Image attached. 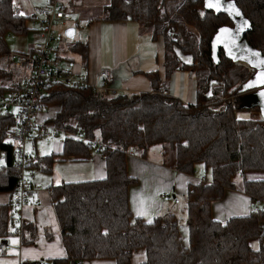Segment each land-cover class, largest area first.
<instances>
[{
  "label": "trees",
  "instance_id": "obj_1",
  "mask_svg": "<svg viewBox=\"0 0 264 264\" xmlns=\"http://www.w3.org/2000/svg\"><path fill=\"white\" fill-rule=\"evenodd\" d=\"M233 2L250 23L246 43L264 53V0ZM104 12L111 20L130 17L160 40V69L145 73L150 91L110 95L91 87L46 88L42 105H58L53 124L80 135L65 136L61 153L42 156L35 166L51 169L59 156L84 159L92 150L106 166L103 178L49 186L68 254L51 264L89 259L131 264L138 250L145 253L141 264H264V121L235 114L245 108L239 89L253 71L228 58L222 48L217 63L211 56L212 38L219 27L232 26L229 17L207 9L204 0H108ZM28 18L16 0H0V55L6 49L5 35L36 31ZM71 48L86 55L81 43ZM177 69L194 75V103L168 93L169 77ZM8 94L0 90V95ZM12 124V113L0 111V192L10 194L8 203H0V239L6 237L14 211L17 169L5 139ZM158 146L162 154L172 151L174 169L193 173L202 165L209 174V179L190 184L185 195L186 244L172 212L145 220L128 206V188L136 180L127 172L126 153L133 149L144 157ZM229 189L249 196V213L215 219L211 205ZM254 200L260 203L256 210ZM23 229L33 242V225L29 222Z\"/></svg>",
  "mask_w": 264,
  "mask_h": 264
},
{
  "label": "crops",
  "instance_id": "obj_2",
  "mask_svg": "<svg viewBox=\"0 0 264 264\" xmlns=\"http://www.w3.org/2000/svg\"><path fill=\"white\" fill-rule=\"evenodd\" d=\"M16 1L23 13L29 17L34 7L43 0ZM107 2L108 0H74L65 13V19L61 22H64L70 13H75L78 10V20L83 24L81 27L76 25L74 37L78 31L80 40L73 43L78 42L84 45L86 55L83 57L81 53L73 51L71 48L73 43H63L60 38L54 39L52 42L53 54L59 55L62 61L65 60L62 64L65 70L82 74L91 85L101 83L98 76L100 68L110 69L113 75L112 82L106 89H99L110 95L132 91H150L152 89L151 82L145 73L160 69L157 58L161 49L160 40L157 41V45L153 46L155 48L154 56L149 53L147 60H141L140 53L142 52L143 55L145 52L146 40L152 39L150 33L134 19H108L104 12V5ZM32 45H27V48L23 46L18 51L28 52ZM63 50L67 52L65 56L61 54ZM8 51L10 50L6 48L5 52L0 55V90L3 94H8L11 86L15 89L19 85L18 72L9 67L6 62ZM184 102L189 101L185 100ZM57 109L58 105L56 103L48 102L42 105L38 119L41 126L32 131V136L26 144L30 151L31 144L29 141L36 136L52 133L57 135V132L62 131L51 121ZM8 110L13 115L14 111L11 108ZM63 133L66 136L72 135L76 138L75 135L68 132ZM62 145L63 140L54 144L52 153H61ZM41 157L32 153L31 167L36 171L37 177L33 181V191L23 209V223L30 222L33 225L35 230L34 241H27L28 234L24 229L20 237L9 226L5 237L7 252L6 255L0 254V264H21L29 260L47 259L52 261L57 258H66L68 254L62 242L60 225L53 208L49 186L59 185L63 182L71 183L100 179L105 177L106 174L105 161L96 150H92L89 157L84 159L60 158L59 156L51 169L47 170L35 166L41 160ZM126 169L128 174L136 180L128 188L129 209L134 216H140L145 220H151L155 215L166 212L176 214L178 200H186L185 195L188 186L204 178L200 177L195 171L185 173L164 164L163 154L159 147L150 148L144 157L128 151L126 153ZM40 172L52 176L49 184L45 185L42 182V177L39 181L38 173ZM53 177L56 178V183ZM9 201L10 194L0 192V203H8ZM251 203V199L246 194L232 189L225 190L221 199L212 203L211 214L218 220H225L234 215H244L249 213ZM138 213L141 214L138 215ZM185 219L186 212L185 218H179L178 222L179 231L183 242L186 244L188 227ZM13 240L17 242L15 244L11 243ZM144 259V251L138 250L132 255L131 264H141ZM68 264L70 263L68 262ZM81 264H115V261L111 259H89L83 260Z\"/></svg>",
  "mask_w": 264,
  "mask_h": 264
},
{
  "label": "built area",
  "instance_id": "obj_3",
  "mask_svg": "<svg viewBox=\"0 0 264 264\" xmlns=\"http://www.w3.org/2000/svg\"><path fill=\"white\" fill-rule=\"evenodd\" d=\"M73 0H43L35 6L29 15L28 23L32 26L40 40L32 45V52L10 50L7 53V64L18 72V87L8 95H0V111L13 107V124L9 127L5 139L12 146V160L17 169V179L12 193L14 211L10 216V224L15 233H23V209L33 191L36 171L32 169V153L27 148V141L32 131L41 126L38 117L42 107V98L48 86L62 84L75 88L106 89L112 82L110 69L100 68L98 76L101 83L91 85L80 73L65 70L59 55H54L53 26L65 19V13ZM79 137L80 133L73 134ZM130 153H134L130 149ZM260 203L253 201V210ZM264 207V204H263ZM7 240L0 239V254L6 255ZM79 263V262H78ZM21 264H51L47 259L25 261Z\"/></svg>",
  "mask_w": 264,
  "mask_h": 264
},
{
  "label": "rangeland",
  "instance_id": "obj_4",
  "mask_svg": "<svg viewBox=\"0 0 264 264\" xmlns=\"http://www.w3.org/2000/svg\"><path fill=\"white\" fill-rule=\"evenodd\" d=\"M77 11L75 13H70L68 15V18H66L64 22H58L53 26L55 40L57 38H60L63 43H67V44H71L76 40H80L79 39L80 35L78 31L74 38H68V37H65L64 35V30L68 27H76V25L77 27L82 26L83 22H80V20H78L79 14ZM38 40H40V38L38 36V33L34 30L22 36L14 35V34L5 35V43H6L5 45L8 50H12V49L21 50L23 46L24 48H27V45L33 44ZM157 41L158 40H154V39L146 40L147 46L145 47V52L143 55H142V52L140 53L141 60H145V59L147 60V55L149 53L150 55L154 56L155 48L153 46L157 45L158 43ZM61 54L65 56L67 52L63 50L61 51ZM63 61L65 60L63 59ZM168 83H169L168 93L171 94L172 96L177 97L181 99L182 101L187 100L192 103L196 101L195 93H196L197 87H196L195 78H194V75L191 74L187 69H177L174 72H172V74L169 77ZM11 110H13V107H11ZM235 114L237 117L244 118V119H248V118L262 119V115L259 110L257 109L253 110L252 108H247L246 106L245 108L237 110ZM65 136L66 135L62 131L57 132V135H53L52 133L50 135L43 134V135L36 136L33 140L29 141L31 144L30 148H31L33 155L35 154L38 156H45V155L51 154L52 151L54 150V144L60 143L64 139ZM163 161H164V164H166L167 166H171L172 161H173L172 151L168 150L166 151L165 154H163ZM3 162L4 160L1 158L0 164H2ZM195 172H197L200 177H204V178L206 177L207 179L209 178V174L206 173L202 165H197ZM36 177H37V173L35 174L34 180L36 179ZM41 177L43 179L42 182L45 183V185L49 184L50 180L52 179L51 175L49 174L47 175L45 173L40 172L38 173L39 181L41 180L40 179ZM53 179H54V182L56 183L55 181L56 178L53 177ZM175 215L177 218L178 217L185 218V201L184 200H178Z\"/></svg>",
  "mask_w": 264,
  "mask_h": 264
},
{
  "label": "water",
  "instance_id": "obj_5",
  "mask_svg": "<svg viewBox=\"0 0 264 264\" xmlns=\"http://www.w3.org/2000/svg\"><path fill=\"white\" fill-rule=\"evenodd\" d=\"M210 2L218 3L219 7H206V0H204L207 9L216 14L220 12L227 14L232 22V26H221L217 29L211 42V56L217 63L219 49L222 48L228 58L242 61L253 70L251 78L239 89V93L243 95L242 100H244L245 106L247 108L257 107L264 121V83H260L257 79L258 74L264 73V63H261L264 61V53L246 43L244 34L250 28V23L244 18L233 0H210ZM222 28L228 29V32H221ZM69 32L71 35L68 34ZM74 34L75 27H68L64 30V35L68 38H73ZM254 53H258V55H254Z\"/></svg>",
  "mask_w": 264,
  "mask_h": 264
},
{
  "label": "snow or ice",
  "instance_id": "obj_6",
  "mask_svg": "<svg viewBox=\"0 0 264 264\" xmlns=\"http://www.w3.org/2000/svg\"><path fill=\"white\" fill-rule=\"evenodd\" d=\"M206 7H209V8L216 7V8H218L219 5H218V3L214 4V3L210 2V0H206ZM220 31L226 33V32H228V29L222 28ZM68 34L71 35V32H69ZM254 55H258V53H254ZM261 63H264V61H261ZM257 79L259 80L260 83H264V73L258 74ZM139 214H141V213H138V215ZM150 222L151 221H149V223ZM16 242L17 241H15V240L11 241V243H13V244H15Z\"/></svg>",
  "mask_w": 264,
  "mask_h": 264
},
{
  "label": "flooded vegetation",
  "instance_id": "obj_7",
  "mask_svg": "<svg viewBox=\"0 0 264 264\" xmlns=\"http://www.w3.org/2000/svg\"><path fill=\"white\" fill-rule=\"evenodd\" d=\"M253 71V70H252Z\"/></svg>",
  "mask_w": 264,
  "mask_h": 264
}]
</instances>
